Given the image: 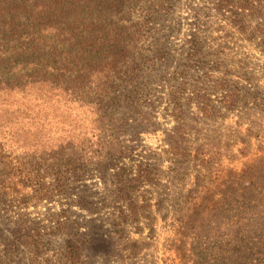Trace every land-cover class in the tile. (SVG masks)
I'll list each match as a JSON object with an SVG mask.
<instances>
[{
  "label": "rangeland",
  "instance_id": "rangeland-1",
  "mask_svg": "<svg viewBox=\"0 0 264 264\" xmlns=\"http://www.w3.org/2000/svg\"><path fill=\"white\" fill-rule=\"evenodd\" d=\"M219 1L142 2L144 9L150 7L139 21L148 22L141 50L150 78L124 137L135 146L137 160L124 162L130 166L142 161L153 172L152 183L135 193L151 205L152 228L145 218L140 227L112 220L126 202L112 199V180L95 170L70 185L66 195L37 201L7 166L20 163L23 145H32L31 135L22 133L3 142L8 158L0 161L1 256L25 257L22 263L29 264L26 257L33 255L20 244L29 231L43 236L45 248L37 256L42 264L69 241L81 247L84 264H206L217 244L225 248L229 264H264V147L258 146L264 135V46L231 24V14L219 8ZM252 31H258L255 22ZM193 36L209 65L251 72L249 81H241L249 94L231 110L221 108L213 95L214 115L204 116L188 100V90L181 100L186 103L183 119L177 121L171 115V90L181 82L191 89L206 86L208 65L185 59ZM156 49L164 58L155 57ZM247 128L255 135L249 153L242 156L239 148ZM43 137L39 148L46 155L63 135L52 129ZM199 148L216 154L215 162L200 164L194 158ZM34 166L43 169L46 162ZM65 209L71 224L53 233L57 214ZM10 241L20 245L18 253L16 248L11 249L14 254L6 252Z\"/></svg>",
  "mask_w": 264,
  "mask_h": 264
},
{
  "label": "trees",
  "instance_id": "trees-1",
  "mask_svg": "<svg viewBox=\"0 0 264 264\" xmlns=\"http://www.w3.org/2000/svg\"><path fill=\"white\" fill-rule=\"evenodd\" d=\"M143 1L0 0V161L8 158L4 141L30 134L32 145L27 149L23 145L24 156L17 157L20 163L10 161L7 166L24 187L32 189L37 201L66 195L70 185L95 170L101 178L112 180V199L126 202L112 220L140 227L145 218L152 228L151 205L135 193L152 183L153 172L142 161L130 166L124 162L137 160L135 146L127 145L124 137L132 124L130 114L141 105L145 79L150 78L148 58L141 50L148 22L139 21L142 13L150 11ZM219 8L231 14V24L246 39L264 46V0H220ZM254 22L258 31H252ZM154 51L156 58H164L159 57L161 50ZM204 57L200 41L193 36L185 59L208 65L206 86L191 89L181 82L171 90V115L177 121L183 119L186 103L181 100L188 90V100H194L204 116L214 115L213 95L221 108L231 110L249 94L241 81H249L251 72L219 69ZM52 129L63 137L49 147L48 154H41L43 134ZM253 135L247 128L248 137L239 148L242 156L249 153ZM258 146L264 147V135ZM215 156L203 148L194 154L203 165L215 162ZM39 160L46 162L43 169L34 166ZM57 215L53 233L71 224L66 209ZM23 236L20 244L33 255L26 257L27 262L42 264L37 256L45 248L43 236L29 231ZM14 246L10 241L6 252L14 254L11 249L16 248L18 253L20 245ZM210 252L206 264H229L223 246L217 244ZM23 259L3 254L0 264H26ZM44 262L84 264L82 249L69 241L54 259Z\"/></svg>",
  "mask_w": 264,
  "mask_h": 264
}]
</instances>
